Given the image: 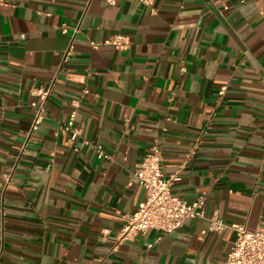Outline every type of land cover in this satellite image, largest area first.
<instances>
[{
  "label": "crops",
  "instance_id": "0c3cea01",
  "mask_svg": "<svg viewBox=\"0 0 264 264\" xmlns=\"http://www.w3.org/2000/svg\"><path fill=\"white\" fill-rule=\"evenodd\" d=\"M112 1L0 0V264H224L230 227L264 230V0ZM155 147L172 193L205 194L226 230L117 243Z\"/></svg>",
  "mask_w": 264,
  "mask_h": 264
},
{
  "label": "built area",
  "instance_id": "2783aa9c",
  "mask_svg": "<svg viewBox=\"0 0 264 264\" xmlns=\"http://www.w3.org/2000/svg\"><path fill=\"white\" fill-rule=\"evenodd\" d=\"M139 1L147 7H152L154 3V0ZM108 2L113 3L112 0H108ZM105 44L113 46L117 50H125L129 46V40L125 36L116 35L107 40ZM72 49L71 44L62 58V63L67 62ZM225 91V87L221 88L219 96L222 97ZM32 92L42 101L39 104L36 102L31 104L34 109L31 132L36 130L46 112L45 103L49 98L51 87L48 89L35 88ZM75 118L76 112L73 111L69 122L60 127V131L70 134L72 140L79 136V132L74 128ZM97 150L98 157H104V152L99 147ZM193 155L194 151H191L188 156L192 158ZM161 161L160 151L155 147L138 164L133 178L145 190L146 198L131 215L126 216V223L118 236L117 243L122 244L125 241L133 240L151 230L169 235L181 229L189 220H208L210 231L213 233H221L226 230L228 227L218 215L207 217L205 194L189 203L172 193L171 185L179 178L173 176L166 179L161 169ZM230 229L235 233V239L224 264H264V230L250 231L243 225H235Z\"/></svg>",
  "mask_w": 264,
  "mask_h": 264
}]
</instances>
